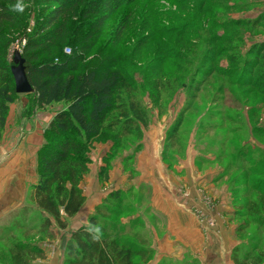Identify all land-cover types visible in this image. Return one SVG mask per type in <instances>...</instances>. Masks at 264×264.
I'll return each instance as SVG.
<instances>
[{"label": "rangeland", "instance_id": "374dc122", "mask_svg": "<svg viewBox=\"0 0 264 264\" xmlns=\"http://www.w3.org/2000/svg\"><path fill=\"white\" fill-rule=\"evenodd\" d=\"M146 1L148 6L137 4L128 19L121 13L123 8L115 11V20L126 21L119 37L108 34L104 41L108 40L115 49L119 62L133 79L136 97L147 111L148 124L141 127L139 137L126 135L117 145L106 131L91 141L86 150L90 173L80 183L83 194L134 187L124 193L133 206L127 216L137 219L139 206L149 211L144 220L139 217V223L150 245L152 239L148 237L154 235L153 227L157 234L166 221L146 207L151 199L153 177L148 171L152 167L143 163L142 155L147 151L160 155L169 178L176 179L174 189L183 185L179 169L183 170L186 159L192 158L206 182L217 180L206 198L210 211H215L216 196L225 190L223 212L219 207L214 213L223 215L229 231L222 242L216 235L215 214L207 218L198 216L209 247L201 249L194 238L192 246L175 243L174 253L168 254L163 263L234 264V249L240 258L245 251L264 256V227L250 224L243 212L235 213L232 188L237 187L235 202H241L246 187L242 186V178L232 184V176L227 173L233 168L226 167L229 158L226 154L235 157L239 148L246 151L247 146L264 159V135L254 130L255 127L264 130V91L247 82L248 72L242 69L243 60L253 47L264 46V0ZM54 6L55 3L42 0H0V13L6 11L12 17L0 24V32L4 34L2 44L5 39L11 40L3 62L14 65V53L21 52L23 34L30 33ZM115 20L109 22L108 32L115 29ZM63 106L59 102L39 109L33 104L31 93H17L9 104L0 131V228L9 224L10 218L22 220V207L29 204L31 186L38 179V153L45 128L55 114V107ZM182 109L177 137L168 140V131ZM241 161L237 159L236 163ZM222 173L225 174L221 176ZM249 178L264 187V170ZM13 211H17V216H12ZM39 219L37 211L27 212V227L23 230L26 229L28 238L23 241L44 249L45 258L37 259L36 263L62 264L65 234L53 222L54 237L39 238L34 227ZM23 230L17 229L16 233L20 235ZM7 247L6 242L0 241V264H10Z\"/></svg>", "mask_w": 264, "mask_h": 264}, {"label": "trees", "instance_id": "16d2710c", "mask_svg": "<svg viewBox=\"0 0 264 264\" xmlns=\"http://www.w3.org/2000/svg\"><path fill=\"white\" fill-rule=\"evenodd\" d=\"M42 1L53 2L55 6L40 18V23L30 33L23 34L20 55L33 88V104L39 109L59 102L64 106L55 112L45 128L38 153L39 175L31 186L29 204L22 207V220L10 218V223L0 228V241L8 245L10 264H38L37 259L45 258L39 244L23 241L28 238L26 229L23 230L27 227V212L39 213V222L34 226L36 235L50 239L54 237L52 223L65 228L67 219L83 204L85 196L80 183L89 169L86 150L91 141L106 131L117 145L126 135L139 137L141 127L148 124L147 111L136 97L133 79L119 62L115 49L108 40L104 41L109 35L119 37L126 21L115 20V11L123 8L121 13L128 19L137 4L148 6L147 1ZM11 19L10 13H0V24ZM113 19L115 29L108 32ZM3 38L0 32V131L9 104L17 94L11 65L2 61L11 40L5 39L2 44ZM65 47L72 52L64 54ZM263 47H253L252 53L243 60L242 69L248 72L247 82L264 91ZM260 67L262 69L257 71ZM183 110L169 129L168 140L177 137ZM254 130L264 135L262 128ZM245 149L239 148L235 157L226 154L229 157L226 167L233 168L227 173L232 176L231 183L242 178V186L246 187L241 202H235L237 187L232 188V205L236 214L243 212V216L249 217L250 224L264 227V187L249 178L264 170V159L254 155L248 146ZM236 157L242 159L239 164ZM125 192V189L109 192L102 203L94 207L87 223L71 232L62 264H144L151 258L152 248L147 244L140 219L123 220L133 208L124 198ZM16 212L13 211L12 216H17ZM17 229H22V234H17ZM263 257L245 251L240 258L234 249L232 260L234 264H261Z\"/></svg>", "mask_w": 264, "mask_h": 264}, {"label": "crops", "instance_id": "0c3cea01", "mask_svg": "<svg viewBox=\"0 0 264 264\" xmlns=\"http://www.w3.org/2000/svg\"><path fill=\"white\" fill-rule=\"evenodd\" d=\"M59 108L61 109L62 107H55L53 114L59 110ZM142 157L144 160L143 163L148 167H152V169L149 168L148 171L151 172L153 177L152 193H150L151 199L146 207L148 206L150 211L152 210L162 215L166 221L165 225L163 223V226H161V229L159 228L158 230L157 228V234L153 227L154 230L152 232L154 235L148 237L150 240L152 239L150 246L153 250V257L144 264H158L162 262L165 260V257H168V254L174 253L176 249L175 243L192 246L193 238L199 242L201 249H207L209 247V243L207 242L208 237L202 235V229L200 227L202 223L198 218H207L209 214H215L216 235L217 238L223 242L225 233L229 231V226H227L223 215H221L224 208L223 201L225 193L223 191L225 190L223 189L221 195L216 196L215 201V211L217 212L220 207L221 214L214 213V209L210 211L209 201L206 200L213 191V186H215L214 183L217 182L216 178L214 180L210 179L211 182H206L204 175H202L194 165L193 159L191 158L189 160V158H187V161L182 165L183 170L179 169L184 178L183 185L180 186V189L178 188L179 185L174 189V182H176V179L172 177L169 178L168 172L162 166L160 155H151L149 151H147L143 153ZM89 173L90 171L88 175ZM203 179L205 181L204 184L202 183ZM82 182L83 180L81 183ZM133 188L134 187L128 186L125 191H132ZM111 189L112 188L105 189L104 191L90 192V195H87L84 191L85 200L83 204L74 216L68 218L66 227L62 228V230L61 228L59 229L61 233L65 234V243L72 231L87 223L89 215L94 211V207L103 200ZM138 209L140 211L136 214L137 217L144 220V216H146L149 211H147L146 208H140V206ZM128 219H131V217L124 218L126 221ZM226 228H228V230ZM64 246L65 244H62V254ZM205 254H207V252Z\"/></svg>", "mask_w": 264, "mask_h": 264}, {"label": "water", "instance_id": "95a60500", "mask_svg": "<svg viewBox=\"0 0 264 264\" xmlns=\"http://www.w3.org/2000/svg\"><path fill=\"white\" fill-rule=\"evenodd\" d=\"M14 65L11 66L14 89L17 93H31L33 88L30 85L24 70V60L20 53L15 52L13 57Z\"/></svg>", "mask_w": 264, "mask_h": 264}, {"label": "built area", "instance_id": "2783aa9c", "mask_svg": "<svg viewBox=\"0 0 264 264\" xmlns=\"http://www.w3.org/2000/svg\"><path fill=\"white\" fill-rule=\"evenodd\" d=\"M23 42H24V40L22 39V40H21V44H22ZM64 52H67V53H69V52H70V49H69V48H67V47H65V48H64Z\"/></svg>", "mask_w": 264, "mask_h": 264}]
</instances>
